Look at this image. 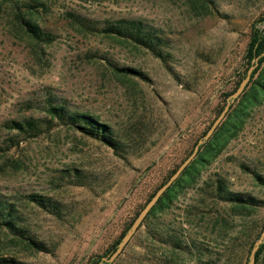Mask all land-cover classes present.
Returning a JSON list of instances; mask_svg holds the SVG:
<instances>
[{
    "label": "rangeland",
    "instance_id": "1",
    "mask_svg": "<svg viewBox=\"0 0 264 264\" xmlns=\"http://www.w3.org/2000/svg\"><path fill=\"white\" fill-rule=\"evenodd\" d=\"M40 1L37 21L50 39L37 42L0 1V194L15 204L23 234L44 250L0 227V257L89 264L93 255L106 257L246 74L249 31L264 18V0H206V9L199 0ZM68 11L93 22L141 19L167 38V62L134 43L81 29ZM119 67L139 70L144 78L125 76ZM48 98L110 126L117 151L61 125L25 139L8 129L12 119L43 116ZM253 173L264 176V98L194 184L149 227L141 226L109 264H198L197 248L208 264L213 250H225L221 245L229 236L264 218V206L248 215L229 214L230 205L212 197L211 183L220 178L230 191L264 200ZM34 193L57 201L60 213L30 202L26 196ZM172 233L184 250L166 242ZM245 251L238 248L226 258V248L223 258L243 264Z\"/></svg>",
    "mask_w": 264,
    "mask_h": 264
},
{
    "label": "trees",
    "instance_id": "2",
    "mask_svg": "<svg viewBox=\"0 0 264 264\" xmlns=\"http://www.w3.org/2000/svg\"><path fill=\"white\" fill-rule=\"evenodd\" d=\"M0 1L8 4L12 8L15 17L19 21V29L23 30V32L28 37L36 42L43 40L48 41L50 39L48 33L43 30V28L37 21V15L39 13L38 7L44 5V3H42L40 0ZM199 1L200 6L206 9V0ZM193 2H196V0H194ZM67 14L71 21L77 24L81 29L84 28L93 32L94 34L115 37L119 40H125L134 43L136 46L148 50L152 55L159 58L162 62H167V58L169 56L168 51H166V44L168 43L167 38H165L163 35H160L156 29L149 26L141 19L119 17L93 22V20H89L87 18L85 19L81 15L74 12L68 11ZM262 23H264V18L261 17L254 23H252L250 27L249 37L244 54V58L247 61V66H251L254 63V58L259 56L264 51V28H260L258 26V24ZM263 62L264 55L258 58V64L253 69L248 84L246 85L242 94L230 105V108L227 111L224 119L216 127L208 140L199 147L196 156L190 161V163L184 168L181 174L171 183V185L165 190V192L161 195L155 205L149 210L138 229L141 226L149 227L152 224V221L156 219L160 214H162L166 209H168L184 192L185 189L191 187L194 184V181L199 177L202 168L211 160L216 158L222 151L228 140L236 135L238 130L241 128V124L243 123L245 117L248 115L249 110L254 106V104L260 102L261 99L264 98L261 95L263 94L262 91L258 89V86L264 87V66L261 68L258 77L254 79L255 73L263 64ZM117 69L120 72L124 73L125 76H140L144 78L142 73L134 68L119 67ZM244 76L245 72L242 73L233 88L226 93L227 96L236 89L240 80ZM222 108L223 106L219 109V112L216 114V116L220 113ZM44 112L45 113L43 116H25L20 119H12L8 121L7 127L10 131H14L16 136L20 135L21 139H25L39 136L51 130L52 128H54V126L61 125L70 129H76L83 135L97 139L98 141L117 151V148L119 147V140L113 134L111 127L105 123L100 122L93 115L78 110L69 109L63 104L53 102L50 98L47 99ZM206 130H204L200 136H202ZM14 141L15 142L13 144L18 143V139ZM196 141L194 142V144L196 143ZM177 166L171 169L168 176L160 183V185L168 180ZM73 171L76 172V169H73ZM253 175L255 181L262 187H264V176H261L257 173H253ZM73 176L76 179L80 178L77 173L73 174ZM211 188L212 197H214V199L227 202L230 205L229 214L231 215H248L253 210L264 206L263 199L256 198L250 194L230 191L225 186L224 181H222L220 178H216L212 181ZM156 189L148 196L146 202L152 197ZM26 198L30 202L38 205L41 208H44L50 213H54L57 215L61 211L60 204L50 196L34 193L27 195ZM137 213L135 214V216L137 215ZM132 220L133 219H131L129 223L124 227L119 238L105 256H109L110 253L113 252L120 238L130 226ZM18 224L19 214L18 210L15 208V204L7 201V198L0 194V227H5L14 234L26 239L29 246L35 247L38 250H44L42 243L24 235L23 230L21 229V227H19ZM263 226L264 218L256 227H254V225H252V223L249 221V223L243 226L238 232L229 236L227 245L223 243V245H221L225 248V250L227 248L228 253L226 258L231 256L233 257L235 250H237L238 248H244L246 251L243 259V264H246L253 242L258 238ZM253 230L255 231V233H252ZM165 240H167L166 242L173 248L184 250V247L183 245H181V240L178 235L174 233L169 234L168 236H165ZM263 247L264 241L260 244L259 248L255 252L253 264H260L259 262L261 259V252ZM217 250H213V252L209 255V263L217 264V262L222 260V262H219L218 264H228V260H226V258H223L226 254L224 253L225 250L223 249V251L221 252H218ZM196 252H198L197 263L202 264L204 261L201 257V250L197 248ZM215 259L217 260L216 262ZM0 264L25 263L17 261L12 257H0ZM89 264L109 263L103 261L102 257H100L99 255H93L92 257H90Z\"/></svg>",
    "mask_w": 264,
    "mask_h": 264
},
{
    "label": "water",
    "instance_id": "3",
    "mask_svg": "<svg viewBox=\"0 0 264 264\" xmlns=\"http://www.w3.org/2000/svg\"><path fill=\"white\" fill-rule=\"evenodd\" d=\"M264 55V51L254 58L253 64L249 66V68L246 71L245 76L240 80L238 86L234 91H232L228 97L226 98L225 105L221 109L220 113L215 117V119L212 121L208 129L205 131V133L200 136L196 143L193 146L192 151L190 154L177 166L175 171L170 175L168 180L160 185L152 197L144 204V206L140 209V211L137 213V215L132 220L130 226L125 231L123 236L120 238L119 242L116 245V248L113 250V252L110 253L109 256L102 257V260L105 262H112L124 249V247L127 245V243L130 241V239L133 237V235L136 233L138 227L142 223L143 219L149 212V210L155 205V203L158 201V199L161 197V195L165 192V190L171 185V183L181 174V172L184 170V168L190 163V161L196 156L199 147L208 140V138L212 135L216 127L221 123V121L224 119L227 111L230 108V105L242 94L243 90L245 89L246 85L248 84L250 80L251 73L253 69L258 64V58L260 56ZM264 241V226L258 236V238L253 242V245L249 251L248 255V261L246 264H253L254 258H255V252L259 248L260 244Z\"/></svg>",
    "mask_w": 264,
    "mask_h": 264
},
{
    "label": "flooded vegetation",
    "instance_id": "4",
    "mask_svg": "<svg viewBox=\"0 0 264 264\" xmlns=\"http://www.w3.org/2000/svg\"><path fill=\"white\" fill-rule=\"evenodd\" d=\"M258 89H260L262 91V93L264 94V87L258 86Z\"/></svg>",
    "mask_w": 264,
    "mask_h": 264
}]
</instances>
